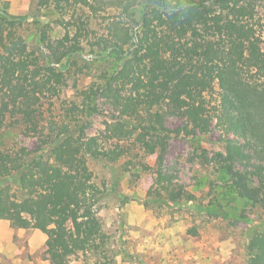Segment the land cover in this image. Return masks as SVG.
I'll use <instances>...</instances> for the list:
<instances>
[{
  "label": "trees",
  "instance_id": "16d2710c",
  "mask_svg": "<svg viewBox=\"0 0 264 264\" xmlns=\"http://www.w3.org/2000/svg\"><path fill=\"white\" fill-rule=\"evenodd\" d=\"M35 1L47 13L15 16L10 2H0V130L9 122L35 139L34 147L0 149V221L42 232L49 264L79 256L111 264L100 217L105 193L91 162L129 158L132 176L129 164L155 148L156 177L143 203L248 224L244 264H264V32L257 8L264 0ZM48 13L53 21H44ZM28 19L42 57L20 32ZM54 22L65 29L56 41ZM81 62L93 81L75 82L62 114L47 117L42 106L48 100L54 107ZM102 104L114 112L101 135L90 136L89 119L103 114ZM215 126L234 138L207 143ZM177 139L189 142L193 162L208 174L193 191L166 167ZM256 213L259 221L251 219Z\"/></svg>",
  "mask_w": 264,
  "mask_h": 264
},
{
  "label": "rangeland",
  "instance_id": "374dc122",
  "mask_svg": "<svg viewBox=\"0 0 264 264\" xmlns=\"http://www.w3.org/2000/svg\"><path fill=\"white\" fill-rule=\"evenodd\" d=\"M2 1L10 2L9 11L15 16L30 17L47 13L39 10L35 0H0ZM257 8L258 20L263 25L264 32V2H258ZM48 14L49 17H44V21H51L50 16L53 15ZM96 28L103 32L100 25ZM20 32L30 50L42 57V51L46 50L36 48L38 31L31 19L25 22ZM49 33L51 39L56 41L63 38L65 29L54 22L51 23ZM84 58L89 59L90 56L86 54ZM80 64L82 67L71 72L69 89L52 100L54 107H50L48 100L42 106L47 117H52L53 113L62 114V107L73 98L75 82L79 87H86L93 81L86 64ZM220 94L221 90L217 89L218 99ZM1 102L0 97V106ZM102 110L103 114L89 119L90 136L101 135L106 123L110 121L109 115L114 112L106 104H102ZM169 125L180 127L181 120L171 119ZM210 137L207 143L216 142L223 137L234 138L231 135L224 136L223 130L218 126L214 127ZM34 140L24 135L21 126L9 122L0 130V149L16 145L34 147ZM143 156L144 159L137 158L129 164L134 173L132 176L124 166L129 158L115 164L91 162L95 181L105 193L101 201L100 217L105 231L110 235L108 250L111 264H244L250 233L248 224L234 225L229 220L209 218L189 206L152 208L151 204L147 206L143 203L155 181L157 150L151 148ZM166 167L172 168L177 181L190 191L197 186L199 179L208 176L199 164L193 162L192 147L184 139L172 142ZM197 195L205 197L201 193ZM258 216V213L253 214L251 219L259 221ZM194 230L197 231L196 234ZM45 251L46 237L42 232L14 229L8 222L0 221V264H49ZM71 264H99V260L79 256Z\"/></svg>",
  "mask_w": 264,
  "mask_h": 264
}]
</instances>
